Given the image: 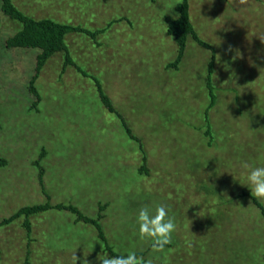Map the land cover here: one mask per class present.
Listing matches in <instances>:
<instances>
[{"label":"rangeland","instance_id":"obj_1","mask_svg":"<svg viewBox=\"0 0 264 264\" xmlns=\"http://www.w3.org/2000/svg\"><path fill=\"white\" fill-rule=\"evenodd\" d=\"M12 2L33 19L102 30L65 44L115 112L61 52L34 77L38 50L6 46L21 25L0 6V222L48 204L101 228L50 210L28 219L27 237L21 217L0 228V264H23L26 250L28 264H72L74 250L100 264L107 246L152 264H264V200L241 166H264V0H188L212 51L189 38L177 69L165 18L179 16L181 0ZM157 204L177 225L163 252L136 226L138 210Z\"/></svg>","mask_w":264,"mask_h":264},{"label":"trees","instance_id":"obj_2","mask_svg":"<svg viewBox=\"0 0 264 264\" xmlns=\"http://www.w3.org/2000/svg\"><path fill=\"white\" fill-rule=\"evenodd\" d=\"M1 9L3 13L9 17L13 21H17L21 25V29L14 34L13 37L9 38L6 41V46L8 48H28V49H37L38 53L36 55V64L34 70V77H36L42 68L45 61L50 58L53 54L61 52L64 54V63L63 67L66 65L74 66L76 71L82 74L85 77H90L91 79L96 82L98 92L100 94V98L102 102L107 106V108L112 112H115L113 106L111 105L109 99L106 97L105 93L102 90V86L99 82V79L89 75L86 71L76 66L69 55L67 46L65 44V37L69 33H81L84 34L92 39H96V36L99 35L102 30L92 32L88 31L80 26H73L67 24H60L55 22L51 19H33L28 16H25L21 11H19L12 0H1ZM176 11L179 13V16L174 20L170 19V17L165 18L167 22V34L171 36L177 46H178V56L177 59L170 64V67L177 69L178 64L180 63L183 54L185 52V48L187 45V40L192 38L197 45L202 48H205L209 51H212V48L209 44L201 41L198 36L196 35V31L190 19L189 13V3L188 0H181L180 3L176 5ZM214 57L211 58L210 62L208 63V74H207V85L209 86L210 81V74L212 72V65H213ZM63 69V68H62ZM210 90V103L209 107L214 102V97L211 92V87H208ZM32 93L34 91L32 88H29ZM207 112V111H206ZM122 121L125 124V120ZM207 128L209 125L207 124ZM144 168V166L142 167ZM40 178V174H39ZM246 195V194H244ZM255 201V199H253ZM258 205V203H257ZM261 206V205H259ZM50 210H57V211H66L70 212L78 217V220L83 221L86 224L95 225L97 229L101 232V228L97 222V220L91 219L83 215L76 207L73 206H50L48 204L38 205L33 207H24L19 209L15 214L10 216L6 220H2L0 222V228L4 226H8L11 223L15 222L16 220L20 219L21 217L24 218L23 228L26 230V236L29 237L30 235V223L28 219L31 216H35L37 214L44 213ZM102 236V234L100 235ZM104 238V237H102ZM105 239V238H104ZM107 250L110 252L111 255H115L117 253L113 252L110 246L106 247ZM28 253L29 251L26 250L23 264H28Z\"/></svg>","mask_w":264,"mask_h":264},{"label":"clouds","instance_id":"obj_3","mask_svg":"<svg viewBox=\"0 0 264 264\" xmlns=\"http://www.w3.org/2000/svg\"><path fill=\"white\" fill-rule=\"evenodd\" d=\"M237 2L245 5L247 0H237ZM241 166L246 173V183L243 185L249 188L253 198L264 200V166H254L248 162H242ZM136 226L139 238L150 241V247L154 252H163L172 243V234L177 229L174 217L169 215V209L164 204L141 207L136 215ZM87 254H84L85 257ZM78 260L80 264H90L86 258L78 257L74 250L72 264H77ZM97 260L100 264H152L150 259L146 260L135 251L115 255L104 253L97 256Z\"/></svg>","mask_w":264,"mask_h":264},{"label":"crops","instance_id":"obj_4","mask_svg":"<svg viewBox=\"0 0 264 264\" xmlns=\"http://www.w3.org/2000/svg\"><path fill=\"white\" fill-rule=\"evenodd\" d=\"M15 214V213H14ZM31 226V225H30Z\"/></svg>","mask_w":264,"mask_h":264}]
</instances>
